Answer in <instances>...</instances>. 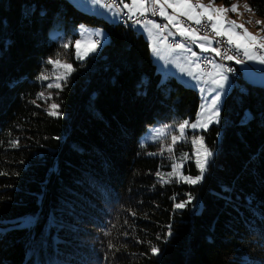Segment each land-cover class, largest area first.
Returning a JSON list of instances; mask_svg holds the SVG:
<instances>
[{
	"label": "trees",
	"instance_id": "obj_1",
	"mask_svg": "<svg viewBox=\"0 0 264 264\" xmlns=\"http://www.w3.org/2000/svg\"><path fill=\"white\" fill-rule=\"evenodd\" d=\"M244 1L264 23V0ZM80 23L109 41L72 53L51 115L39 77ZM239 81L202 132L206 171L183 167L198 182L159 184L140 136L157 118L193 120L197 90L161 82L132 26L69 0H0V264H264V86Z\"/></svg>",
	"mask_w": 264,
	"mask_h": 264
},
{
	"label": "rangeland",
	"instance_id": "obj_2",
	"mask_svg": "<svg viewBox=\"0 0 264 264\" xmlns=\"http://www.w3.org/2000/svg\"><path fill=\"white\" fill-rule=\"evenodd\" d=\"M69 1L82 12L96 15L109 23H117L118 21L116 9L112 6L106 7L101 0ZM129 1L130 2L127 3L120 0V6L128 13H147L145 4L146 0ZM189 1L191 10H193L194 14L199 13V11H201L202 8L205 7L207 9V14L213 19L216 18L212 15L213 13H215L217 17L220 16V10L222 9V5L220 3H215L213 2V0ZM172 2H169V9L171 10V14L175 12L171 9ZM230 9L233 16L228 14L227 9H223V11H225V14L222 17V20L226 19L225 24H227V26L231 29H234L237 36L245 39L246 41H250L252 49L257 48L262 51V54L252 52V55L250 57L245 55L248 63H245L244 66L251 69L253 73L264 75L263 20L259 17H253L252 14L248 13V6L246 1L244 0H233ZM175 14L177 16V19L178 16L183 17L178 13ZM201 15L204 14L201 13ZM204 16L210 22H212V18L207 15ZM183 18L187 20L185 17ZM245 18L249 21L248 25L247 23H245ZM217 19L219 20V18ZM152 22L156 23L155 27L153 26ZM142 27H147L150 29L154 28L158 36H164L163 32L159 30L157 21L155 22L154 20H151L142 24L137 23L136 25H134L133 29L136 32L140 33L139 29ZM166 29L167 25L165 24V31ZM257 30L259 34L257 33ZM74 31L76 37L73 43L71 44L69 39L62 42V52L55 57L48 59L49 68L44 70L39 77L41 89L38 92L36 104L38 105V107L44 109L46 112H48V114L51 115L57 114L58 91L61 88L62 84L69 79L72 73V53L74 60L81 62L89 56L93 55L98 46L102 47L109 41V35L107 31L100 26H91L80 23L76 26ZM51 37L54 39L60 38L62 40L64 37V32L62 29H53L51 31ZM95 38H98L100 41L98 46L96 45V42L94 40ZM169 38L177 39L173 37ZM180 45H184V43ZM188 49L190 48L186 47V49L182 51V57L185 59L183 65L186 66V69L192 72L195 77H200L201 81V85H198V89L194 88L199 93L198 95L200 99L195 118L191 121L187 119L179 121L174 117L170 120L157 118L155 119V123L153 125L147 126L145 131L140 136V142L143 148L148 151L149 149L152 150L153 152L149 151V153L155 155L158 158L160 164L163 166V169L159 170V172L156 173V182L159 184L169 182L170 180H176L177 182H185L190 184H195L198 182L197 178L186 175L183 172V167L188 161H192L201 173H204L206 171L208 163L212 158L213 152L209 151L205 146L202 132L217 124V117L220 114L222 101L234 85L233 79L223 70L222 72H218L217 76L214 73L213 76L209 78V80L205 83V85H203L202 82H204V80L202 79V76L204 73L200 70V68L195 66L193 62V56L194 59L196 58V54L192 52L193 49ZM258 77L253 79L254 85L264 86V79H257ZM190 82V84L193 85L198 84V82L195 81L194 78ZM186 84L189 83L186 82L184 85L191 87ZM224 90H226L225 95ZM84 182L87 184L86 181Z\"/></svg>",
	"mask_w": 264,
	"mask_h": 264
},
{
	"label": "crops",
	"instance_id": "obj_3",
	"mask_svg": "<svg viewBox=\"0 0 264 264\" xmlns=\"http://www.w3.org/2000/svg\"><path fill=\"white\" fill-rule=\"evenodd\" d=\"M150 1L151 0H146V3H145L147 13L151 10L152 5H150ZM119 2H120V0H119ZM125 2L129 3L130 1L127 0ZM215 3H217V2H215ZM156 4L159 6L158 14H159V20L162 21V23H163V27H164L163 35L164 36L163 37H162V35L158 36L156 34V31L154 30V28L150 29L147 27H142L139 29V31L145 37V39L148 42L149 50H150V56H151L155 66H156V69L160 73V79L163 82V81H166L170 77H174L182 85H184L187 82L189 84H186V85L193 87V89L194 88L198 89V85H201L200 77L196 76L197 77L196 78L195 75H193L192 72H190L188 69H186V66L183 65L185 59L182 57L183 56L182 51L184 49H186V47L190 48L188 50L193 49L192 52L196 54L195 59H194V56L192 54L193 62L195 64V66L200 68L199 59L206 54H214V49H213L211 42H208L204 38L198 36L194 31L184 28L182 26V24L178 21L175 13L182 15L183 17H185L187 20L193 22L194 24H198L200 22L202 16H204V15L209 16L207 14V9L205 7H203L202 10L199 11V13L194 14L193 10H191V5H190L189 0H173L172 5H171V9L174 10L175 12L173 14H171V13H169V10H170L169 9V2H167V0H157ZM221 5H222V9L220 10V16L217 17V15L215 13H213V14L211 13L213 16L216 17L215 19H213L212 17L209 16L210 18H212V22H210L211 23V29L213 30V32H215V34L224 36L229 43H233L236 46V48L239 49L243 53L244 57H245V55L250 57L252 55V52L256 53V48L252 49L250 41H246L245 39L237 36L236 31L234 29H231L230 27H228L227 24H225L226 19L222 20V17L225 14V11H223V9H227L228 14L233 16L231 9H230L232 3L228 6L224 5V4H221ZM120 8L122 10H124L125 12H127L121 6H120ZM140 10H143V9H140ZM116 11H117V9H116ZM201 13H203L204 15H201ZM128 14L134 15V14H130V13H128ZM117 16H118V11H117ZM217 18H219V20ZM117 20H119V16H118ZM149 21H151V20H149ZM157 22H158V27H159V21H157ZM117 23H118V21H117ZM143 23H145V22H143ZM152 23H153V26L155 27L156 23H154V22H152ZM245 23H247V25L249 23V21L246 18H245ZM136 24H134V25H136ZM139 24H142V23H139ZM165 24L167 25L166 31H165ZM134 25H133V27H134ZM257 33L259 34L258 30H257ZM169 37H173V38L182 37V38H186L189 42L187 44L184 43V45H178V47H173V46H170L168 44V38ZM173 48H178V49H173ZM263 62H264V60H263ZM245 63L246 64L248 63L246 58H245L244 63L238 65V74H239V77L243 81H245L246 83L254 85L253 79H255L256 77L260 76L257 79H260V80L264 79L263 74L253 73L251 71V69L244 66ZM200 70H201V68H200ZM222 70L226 74H228L227 71L222 66V64L215 59L214 64L212 66V71L209 74H206V75L203 74L202 79L204 80V82H202V84L205 85V83L209 80V78H211L213 76L214 73L217 76L218 72H222ZM193 78L195 81L198 82V84H194V85L190 84L191 83L190 81H192ZM184 81H186V82H184ZM225 93H226V90H224V95H225ZM219 118H220V115L217 117V124L219 122ZM217 124L215 126H217Z\"/></svg>",
	"mask_w": 264,
	"mask_h": 264
},
{
	"label": "built area",
	"instance_id": "obj_4",
	"mask_svg": "<svg viewBox=\"0 0 264 264\" xmlns=\"http://www.w3.org/2000/svg\"><path fill=\"white\" fill-rule=\"evenodd\" d=\"M103 4L108 7L112 6L117 9L119 19L128 23L129 25H134L136 23H143L149 20L159 21V29L163 32V23L159 20V7L156 4L157 0H154V6H151V10L146 14L136 13L134 15H129L127 12L120 8L118 0H101ZM173 0H167V2H172ZM169 13L171 11L169 10ZM179 22L188 30L194 31L198 36L205 38L207 41L212 43L214 54H210V58H200L199 66L204 74H209L212 71V66L215 59L219 61L227 73L231 76L234 81V86L237 91L245 92L247 88L245 85L239 81L238 65L245 62V57L243 53L232 46L224 37L215 34L211 29V23L207 22L205 16L201 17L198 24L191 23L185 20L183 17L178 16ZM96 45H99V40L94 39ZM186 38L171 39L168 38V43L170 45L178 46L181 43H188ZM258 54H262V51L256 48Z\"/></svg>",
	"mask_w": 264,
	"mask_h": 264
},
{
	"label": "bare ground",
	"instance_id": "obj_5",
	"mask_svg": "<svg viewBox=\"0 0 264 264\" xmlns=\"http://www.w3.org/2000/svg\"><path fill=\"white\" fill-rule=\"evenodd\" d=\"M151 3H152V4H151ZM150 5L154 6V0H151V1H150ZM248 13L252 14L253 17H256V16H254V14H253V13L251 12V10H249V9H248ZM118 21H119V24H120L121 26H123L124 28H126V27H131V26L133 27V25H129L128 23L122 21V19H119ZM207 22L210 23L209 20H207ZM95 39H97V38H95ZM97 40H98V39H97ZM231 45H232V46H235L233 43H231ZM172 46H174V45H172ZM259 50H260V49H259ZM201 58H210V54H206V55L202 56Z\"/></svg>",
	"mask_w": 264,
	"mask_h": 264
}]
</instances>
